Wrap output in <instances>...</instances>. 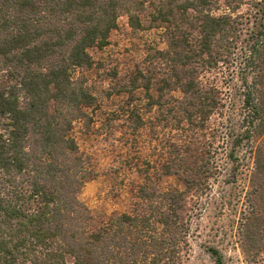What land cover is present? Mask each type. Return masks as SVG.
<instances>
[{
    "label": "trees",
    "instance_id": "trees-1",
    "mask_svg": "<svg viewBox=\"0 0 264 264\" xmlns=\"http://www.w3.org/2000/svg\"><path fill=\"white\" fill-rule=\"evenodd\" d=\"M148 9L145 19L163 30L166 48L131 82L132 90H146L147 110L167 107L178 90L185 119L204 127L214 112L224 115L226 101L200 74L235 67L243 105L234 144L264 135V0H0V264L183 263L188 193L203 190L211 168H167L162 176L178 175L183 191H163L161 175L145 172L132 210L98 228L79 198L92 172L72 130L91 121L96 101L83 74L93 64L89 50L108 45L121 17L142 29ZM250 155L243 247L259 256L264 138ZM210 255L221 264L217 250Z\"/></svg>",
    "mask_w": 264,
    "mask_h": 264
},
{
    "label": "rangeland",
    "instance_id": "rangeland-1",
    "mask_svg": "<svg viewBox=\"0 0 264 264\" xmlns=\"http://www.w3.org/2000/svg\"><path fill=\"white\" fill-rule=\"evenodd\" d=\"M149 12L144 13V27L139 30L121 17L109 34L108 45L89 50L93 64L83 71L96 101L87 111L91 121H77L72 136L90 160L91 179L79 198L90 211L92 227L132 210L145 172L161 175L157 183L161 190L183 191L178 175L162 176L167 168L171 171L186 164L198 170L211 168L203 190L188 193L189 229L182 264H215L212 249L218 251L221 264H264V254L254 256L243 247L254 169L250 148L260 146L264 135L253 144L246 140L234 144L241 131V76L237 68L221 65L215 73L200 74L202 80L217 85L226 101L224 115L214 112L204 127L198 119L194 125L185 119L178 108L177 100L182 98L178 90L172 93L176 101L170 99L167 107L155 105L147 110L146 90L141 85L132 90L131 82L137 71L153 67L149 62L156 61V50L166 48L163 30L151 25L149 17L145 19ZM150 93L157 98L154 91ZM233 150L234 159H230ZM261 236L263 245L264 232Z\"/></svg>",
    "mask_w": 264,
    "mask_h": 264
}]
</instances>
